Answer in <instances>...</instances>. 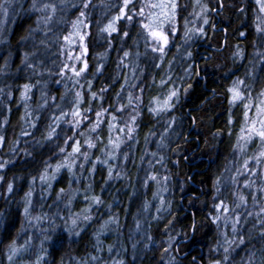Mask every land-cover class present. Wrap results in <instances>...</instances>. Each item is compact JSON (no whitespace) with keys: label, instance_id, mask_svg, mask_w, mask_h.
Returning a JSON list of instances; mask_svg holds the SVG:
<instances>
[{"label":"clouds","instance_id":"clouds-1","mask_svg":"<svg viewBox=\"0 0 264 264\" xmlns=\"http://www.w3.org/2000/svg\"><path fill=\"white\" fill-rule=\"evenodd\" d=\"M0 264H264V0H0Z\"/></svg>","mask_w":264,"mask_h":264}]
</instances>
